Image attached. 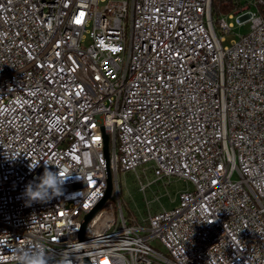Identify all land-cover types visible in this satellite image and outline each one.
<instances>
[{
  "label": "built area",
  "instance_id": "built-area-1",
  "mask_svg": "<svg viewBox=\"0 0 264 264\" xmlns=\"http://www.w3.org/2000/svg\"><path fill=\"white\" fill-rule=\"evenodd\" d=\"M260 3L214 16L213 0H0V264L41 244L74 264H264ZM235 17L251 28L224 45ZM104 132L114 190L81 237L107 188ZM45 163L73 178L28 206ZM142 165L193 188L127 217L120 174L146 192Z\"/></svg>",
  "mask_w": 264,
  "mask_h": 264
},
{
  "label": "rangeland",
  "instance_id": "rangeland-1",
  "mask_svg": "<svg viewBox=\"0 0 264 264\" xmlns=\"http://www.w3.org/2000/svg\"><path fill=\"white\" fill-rule=\"evenodd\" d=\"M229 21H234L235 26L232 32L226 34L227 41L224 45H229L232 38H237L239 34L247 33L251 28L249 22L240 25L236 17L235 19H229ZM144 170H147L148 178L144 175ZM138 173L143 181L148 179L152 181V185L147 188L146 192L140 189L141 184L136 172L130 171L120 174L121 198L127 217L135 216L140 218L141 214L147 215L148 206L153 213L163 208H173L179 203L180 192L186 188H193L190 182L176 175L158 178L156 171L148 168V165L140 166ZM112 201L118 205L116 196L112 197ZM151 244L161 252L167 251L159 238L153 239Z\"/></svg>",
  "mask_w": 264,
  "mask_h": 264
},
{
  "label": "clouds",
  "instance_id": "clouds-1",
  "mask_svg": "<svg viewBox=\"0 0 264 264\" xmlns=\"http://www.w3.org/2000/svg\"><path fill=\"white\" fill-rule=\"evenodd\" d=\"M8 158L13 159L11 157ZM39 162H31L28 165L29 172L35 170L39 166ZM49 164L54 165L58 170H50L47 167ZM72 174L73 171L69 167L45 163L43 174L26 185L23 193L26 204L31 206L32 203H47L53 198L63 195L64 185L73 178ZM59 255L61 257L59 261H56L54 258L50 260L48 250L41 244L32 250L17 251L15 260L16 264H74L72 256L64 257L63 253Z\"/></svg>",
  "mask_w": 264,
  "mask_h": 264
},
{
  "label": "water",
  "instance_id": "water-1",
  "mask_svg": "<svg viewBox=\"0 0 264 264\" xmlns=\"http://www.w3.org/2000/svg\"><path fill=\"white\" fill-rule=\"evenodd\" d=\"M110 136L108 133L104 132V152H105V156L107 159V188L105 191V196L104 198H102L98 204L85 215V220L82 224V228H81V232L80 235L81 237H83L86 226L88 224V222L90 221V219L98 212V210H100L103 205L111 198L112 194H113V190H114V179H113V174H112V170L110 167Z\"/></svg>",
  "mask_w": 264,
  "mask_h": 264
},
{
  "label": "trees",
  "instance_id": "trees-1",
  "mask_svg": "<svg viewBox=\"0 0 264 264\" xmlns=\"http://www.w3.org/2000/svg\"><path fill=\"white\" fill-rule=\"evenodd\" d=\"M246 2H248V0H213V14L214 16L228 14ZM258 10L264 17V4L260 3L258 5Z\"/></svg>",
  "mask_w": 264,
  "mask_h": 264
},
{
  "label": "snow or ice",
  "instance_id": "snow-or-ice-1",
  "mask_svg": "<svg viewBox=\"0 0 264 264\" xmlns=\"http://www.w3.org/2000/svg\"><path fill=\"white\" fill-rule=\"evenodd\" d=\"M77 22H79V21H77Z\"/></svg>",
  "mask_w": 264,
  "mask_h": 264
}]
</instances>
